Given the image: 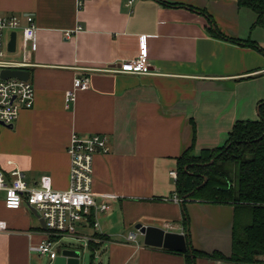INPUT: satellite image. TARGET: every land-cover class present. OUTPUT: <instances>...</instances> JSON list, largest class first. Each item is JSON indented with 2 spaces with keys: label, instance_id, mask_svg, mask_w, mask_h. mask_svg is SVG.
Segmentation results:
<instances>
[{
  "label": "crops",
  "instance_id": "0c3cea01",
  "mask_svg": "<svg viewBox=\"0 0 264 264\" xmlns=\"http://www.w3.org/2000/svg\"><path fill=\"white\" fill-rule=\"evenodd\" d=\"M164 1L183 6L84 0L78 8L76 0H0V15L23 24L31 15L38 28L35 51H22L17 31L16 50L7 54L26 63L34 101L12 126L3 127L0 167L8 170L12 160L29 185L48 175L53 189L65 190L71 134H106L110 151L94 155L92 190L109 210L97 215V228L84 223L78 228L95 237L87 246L93 257L99 252L107 264H186L182 252L145 245L143 235L131 229L141 223L188 232L194 249L227 258L197 256L194 264H241L228 259L232 205L163 198L177 195L170 173L187 148L193 145L198 155L223 146L236 121L258 120L260 106L264 114V23L253 26L256 13L238 7L237 0ZM190 6L206 11L222 37L212 35L207 16ZM77 25L81 30L64 38L63 31ZM141 36L153 74L100 71L135 58ZM77 75H88L90 87L77 91L66 107L64 93ZM34 217L26 206L6 209L0 203V219L8 227L0 232V264L51 262L28 250L44 238L45 228ZM130 233L136 234L133 242L127 240Z\"/></svg>",
  "mask_w": 264,
  "mask_h": 264
},
{
  "label": "built area",
  "instance_id": "2783aa9c",
  "mask_svg": "<svg viewBox=\"0 0 264 264\" xmlns=\"http://www.w3.org/2000/svg\"><path fill=\"white\" fill-rule=\"evenodd\" d=\"M84 0H76L81 7ZM81 30L77 25L74 29L63 31L64 38H70ZM21 32L22 51H35L37 48L38 28L33 17L27 15L25 23L16 16L0 15V70L4 68H22L25 62H15L7 58V37L11 32ZM100 71L127 74H153L150 67L145 36L140 37L138 55L130 60L122 61L116 67H106ZM90 87L88 75H77L73 78L72 88L64 93L65 106L74 102L77 91ZM34 101L33 85L16 78H0V127L12 126L22 108H31ZM110 151L109 138L106 134L94 133L80 136L73 132L66 152L69 158V184L65 190H56L51 186V177L41 175L33 185H29L23 171L12 160H7L9 169L0 167V203L6 209H18L22 206L33 207L45 223L44 238L37 244L30 243V252L47 255L52 261L56 256L57 245L62 237L68 236L76 240H85L88 246L95 237L81 235L79 226L87 225L88 216L93 213V228L99 226L96 219L101 212L109 210V205L98 203L93 193V159L96 153L107 154ZM174 178L176 173H170ZM164 201L181 203L177 195L163 198ZM7 223L0 219V232L7 230ZM165 228L172 229L165 224ZM136 234L130 233L127 240L135 241ZM264 260V258H263Z\"/></svg>",
  "mask_w": 264,
  "mask_h": 264
},
{
  "label": "trees",
  "instance_id": "16d2710c",
  "mask_svg": "<svg viewBox=\"0 0 264 264\" xmlns=\"http://www.w3.org/2000/svg\"><path fill=\"white\" fill-rule=\"evenodd\" d=\"M160 1L168 6H183ZM237 5L256 13L253 26L263 25L264 0H237ZM195 10L207 16L209 32L222 37L212 17L204 10ZM228 40L253 45L250 40L231 37ZM259 108L258 120L234 123L223 146L205 148L196 155L191 145L176 158L175 192L182 199L181 203L192 199L233 206L232 252L228 259L241 264L257 263L264 258V114L262 106ZM234 165L237 168L236 182L232 181L230 170ZM186 221L185 218V225ZM93 224L94 215L91 213L87 225L93 228ZM190 246L191 252H182L186 264H194L197 256L227 259L219 252L208 254L194 249L191 243Z\"/></svg>",
  "mask_w": 264,
  "mask_h": 264
},
{
  "label": "water",
  "instance_id": "95a60500",
  "mask_svg": "<svg viewBox=\"0 0 264 264\" xmlns=\"http://www.w3.org/2000/svg\"><path fill=\"white\" fill-rule=\"evenodd\" d=\"M16 32H11L9 41L7 43L8 52H15L16 50ZM1 79L16 78L19 80H29V71L24 68H4L0 70ZM33 215L38 219L42 228H45V223L40 217L39 213L33 208L29 207ZM135 228L143 235L144 244L150 247L164 248L177 252H191L189 233H175L165 231L161 227L146 226L137 223ZM49 264H83L82 253L78 247L69 246L62 249ZM90 264V263H89Z\"/></svg>",
  "mask_w": 264,
  "mask_h": 264
},
{
  "label": "rangeland",
  "instance_id": "374dc122",
  "mask_svg": "<svg viewBox=\"0 0 264 264\" xmlns=\"http://www.w3.org/2000/svg\"><path fill=\"white\" fill-rule=\"evenodd\" d=\"M3 127L4 126L0 127V135L3 134ZM96 154H99V153H96ZM230 170H231V175H232V181L235 180V182H236V174H235V172L237 171L236 166L235 165L232 166V168ZM131 229L133 230V232L139 233V231L135 228L134 225L131 227ZM69 246H75L81 250L83 264H89L90 263V261L92 260L91 259L92 251L90 250L89 247H87L85 245V240H76V238H72V237H68V236L62 237L60 239V241L58 242V245L56 248L57 252H60L65 247H69ZM100 254L101 253H99V252L96 253V256L93 257V262L96 264H107L106 258H104L102 256L100 257Z\"/></svg>",
  "mask_w": 264,
  "mask_h": 264
}]
</instances>
